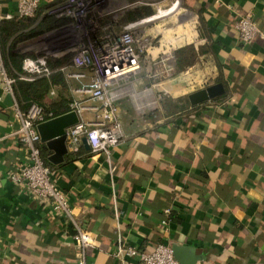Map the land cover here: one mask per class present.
I'll list each match as a JSON object with an SVG mask.
<instances>
[{
  "label": "crops",
  "instance_id": "0c3cea01",
  "mask_svg": "<svg viewBox=\"0 0 264 264\" xmlns=\"http://www.w3.org/2000/svg\"><path fill=\"white\" fill-rule=\"evenodd\" d=\"M84 1L97 35L138 22L139 33L156 39L143 58L147 79L138 87H155L173 100L217 83V77L226 89L219 101L186 114L162 110L150 117L132 98L120 100L116 121L107 124L120 142L109 155L94 154L81 140L63 162L54 163L49 159L54 151L41 141L53 180L94 236L87 264H120L114 254L119 239L142 249L159 243L190 246L192 254H185L194 264H264V0H180L173 11L168 9L174 0ZM16 5L17 0H0V13H14ZM247 12L262 35L244 44L234 22ZM34 17L1 49L7 70L21 69L11 53L63 60L49 65L53 73L38 86L45 88L42 104L56 116L74 110L73 102L99 106L89 92L93 72L72 64L80 45L73 21L43 18L41 12ZM32 30L40 32L17 41ZM38 40L42 48L29 47ZM189 44L201 49L190 66L151 78L163 70V56ZM15 103V94L0 88V264H76L66 220L10 179L26 158L16 133ZM98 115L86 108L79 118L92 121Z\"/></svg>",
  "mask_w": 264,
  "mask_h": 264
},
{
  "label": "built area",
  "instance_id": "2783aa9c",
  "mask_svg": "<svg viewBox=\"0 0 264 264\" xmlns=\"http://www.w3.org/2000/svg\"><path fill=\"white\" fill-rule=\"evenodd\" d=\"M179 4L180 0H174L168 10H175ZM39 11L42 15L67 17L73 21L79 33L80 45L72 57V64L93 72L89 92L99 106H83L80 102H73L71 106L78 114L88 108L97 110L99 115L95 120L79 121L69 127V144L76 147L81 143L82 137H86L94 154L109 155L110 147L120 142V135L107 127V124L116 121L118 116L119 100L124 96L118 95L119 91L124 88V83L137 78L143 69V58L155 46L156 39L139 33L138 22L123 26L116 34L97 35L89 16L91 8L84 0H61L50 5H44L42 0H17L16 11L0 13V21L14 17H34ZM160 11L151 18L159 16ZM234 27L239 33V40L244 44H249L262 35L252 12L240 16L234 22ZM160 62L164 65L163 70L153 73L151 78L158 79L163 74L169 75L174 71L176 60L173 54H166ZM52 73L46 56L39 55L24 57L21 69L12 75L6 68L0 48V88L5 92L14 94L13 86L17 80L33 81L50 77ZM148 89L153 92V87H146L138 92ZM130 96L132 97L131 94ZM159 98L162 99V96L159 95ZM152 101V105L143 103L142 108L153 107L157 100L152 98ZM14 116L18 123L16 133L26 150V158L11 172L10 179L23 184L31 198L47 202L56 215L66 220L69 228L73 230L75 262L87 264V249L93 244L94 236L81 226L67 194L53 180L51 167L45 162L40 146L41 137L37 126L56 117V113L38 103L31 104L27 110H22L18 103H15ZM165 211L170 213L171 210L168 208ZM114 254L120 264H181L175 256L173 246L167 243H159L153 249H142L119 239Z\"/></svg>",
  "mask_w": 264,
  "mask_h": 264
},
{
  "label": "trees",
  "instance_id": "16d2710c",
  "mask_svg": "<svg viewBox=\"0 0 264 264\" xmlns=\"http://www.w3.org/2000/svg\"><path fill=\"white\" fill-rule=\"evenodd\" d=\"M47 17H55V16L43 15V18H47ZM34 19L35 17H14L11 19L1 20L0 21V48L4 49L5 47L4 45L7 42V40L18 30L27 27L30 23L34 21ZM24 21L27 23H24ZM39 32L40 30H37V31L32 30L29 34L23 36L25 38H22L20 36L17 39V41L19 40L21 41V39L23 40L30 36L37 35ZM199 53H201V49L196 48L195 44H189V45H186L184 47L174 50V57L176 60L175 67H174V73L185 70L188 66H190L196 60V57ZM24 57H25L24 55H14L13 53L10 54V58L13 62L14 67L16 68L20 67L22 59ZM69 57L70 56H68V58ZM46 58H47L48 65H51V66H58L59 64L65 63V61L63 60L61 61L53 60L52 61L49 57L46 56ZM9 73L12 75L15 74L13 72H9ZM43 78L44 77L37 78L33 81L17 80L16 83L14 84L13 91L17 98V103L19 104L22 110H27L30 107V105L33 103H38L42 105L43 107H45L41 102L43 90H45V88L41 90L38 89V86H45L43 83ZM215 81L219 82L221 81V78L217 77ZM160 93L163 96V92H160ZM225 95L226 94L224 93L223 95H220L212 100L219 101ZM22 101H25L26 104L28 105L26 108L23 107ZM160 104L161 106L157 108L155 112L148 114L150 117L154 116L155 114H159L162 110L164 112L167 111L169 113H171L172 110H179V111H182L181 112L182 114H186L199 107L198 105H192L188 99V96L184 98H179L178 100H173L172 98L164 95L162 97ZM41 150H42V146H41ZM42 154H43V151H42ZM43 157L45 159V162L49 165L44 155Z\"/></svg>",
  "mask_w": 264,
  "mask_h": 264
},
{
  "label": "water",
  "instance_id": "95a60500",
  "mask_svg": "<svg viewBox=\"0 0 264 264\" xmlns=\"http://www.w3.org/2000/svg\"><path fill=\"white\" fill-rule=\"evenodd\" d=\"M225 91L226 89L224 84L222 82H217L191 92L188 95V99L192 105H199L223 95ZM79 121V114L77 111L72 110L38 124L37 128L41 141L46 143V145L54 151V153L49 157V159L54 163L64 161V155L67 154L70 147V144L68 143L67 129L79 123ZM82 142L87 149L90 148L86 137H82ZM173 249L176 258L181 264L195 263V258H190L185 254L186 251L192 254V247L175 244L173 245Z\"/></svg>",
  "mask_w": 264,
  "mask_h": 264
},
{
  "label": "rangeland",
  "instance_id": "374dc122",
  "mask_svg": "<svg viewBox=\"0 0 264 264\" xmlns=\"http://www.w3.org/2000/svg\"><path fill=\"white\" fill-rule=\"evenodd\" d=\"M38 43H39V40L38 41H35V42H32L30 45H29V47L30 46H36V48L39 50L40 48H42L40 45H38ZM146 79H147V76H146V71L144 70V69H142L141 70V72L138 74V76H137V79H134L132 82L131 81H128V82H126V83H124L123 84V87H126V84L127 85H129V84H136V86H135V88H137L136 90H138V91H142L143 89H145L146 87H151V86H142V87H138L137 86V84L138 85H140L141 83H142V80H144V81H146ZM159 91V92H158ZM160 92H163V91H160L159 89L156 91V89H155V87L153 88V99H155V101L157 100V103H155V105L153 106V107H144V108H142V109H138L137 108V105H136V103H135V101H133V98L130 96V94L129 93H125L124 94V96H123V98H121L119 101L120 102H125V103H131L132 101L134 102V104H135V106H136V108L140 111V112H143L144 114H146V113H153V112H155V110H157V108L159 107V103H161V99L159 98V95H161V93ZM164 92H163V96H164ZM162 96V97H163ZM131 98H132V101H131ZM119 102V103H120Z\"/></svg>",
  "mask_w": 264,
  "mask_h": 264
},
{
  "label": "bare ground",
  "instance_id": "6f19581e",
  "mask_svg": "<svg viewBox=\"0 0 264 264\" xmlns=\"http://www.w3.org/2000/svg\"><path fill=\"white\" fill-rule=\"evenodd\" d=\"M125 93H129L132 95L139 109L142 108L143 103L145 105H152L154 103L152 101L153 92L151 89H148L143 92H138L133 84H129L126 87H124L121 91H119L118 95L125 94ZM141 100H143V102H141Z\"/></svg>",
  "mask_w": 264,
  "mask_h": 264
}]
</instances>
